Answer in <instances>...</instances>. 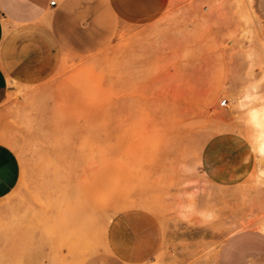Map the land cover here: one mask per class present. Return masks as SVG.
Here are the masks:
<instances>
[{"label":"rangeland","instance_id":"rangeland-1","mask_svg":"<svg viewBox=\"0 0 264 264\" xmlns=\"http://www.w3.org/2000/svg\"><path fill=\"white\" fill-rule=\"evenodd\" d=\"M76 1L57 67L12 78L0 106V264H218L226 240L264 236L245 131L264 0H168L145 24Z\"/></svg>","mask_w":264,"mask_h":264},{"label":"crops","instance_id":"crops-1","mask_svg":"<svg viewBox=\"0 0 264 264\" xmlns=\"http://www.w3.org/2000/svg\"><path fill=\"white\" fill-rule=\"evenodd\" d=\"M52 1L0 0V106L9 93L12 78L34 82L57 67L79 7L76 0H56L55 5L51 4ZM105 2L108 11L117 20L145 24L166 8L168 0ZM9 160L8 155L0 156V162L5 166ZM153 244L148 238V254L154 251ZM83 264L128 262L118 253H107L92 256ZM218 264H264V236L242 233L226 240Z\"/></svg>","mask_w":264,"mask_h":264},{"label":"bare ground","instance_id":"bare-ground-1","mask_svg":"<svg viewBox=\"0 0 264 264\" xmlns=\"http://www.w3.org/2000/svg\"><path fill=\"white\" fill-rule=\"evenodd\" d=\"M246 98L248 101L240 102L241 106H244L245 104H247L248 102H250L252 100L249 93L246 95ZM256 105L257 104H255V106L253 105L251 108L249 107V110L247 112L248 116H247V118L245 117V119L247 120V125H248L247 130H245V131H246L247 135L253 141L256 151L260 155L264 156V104H261L258 106H256ZM244 123H246V122H244ZM261 173L264 174V171H262ZM261 222H262V224H261ZM261 222H259V224H261L260 228H263L262 225L264 223H263V221H261ZM251 224H252V222H251Z\"/></svg>","mask_w":264,"mask_h":264},{"label":"built area","instance_id":"built-area-1","mask_svg":"<svg viewBox=\"0 0 264 264\" xmlns=\"http://www.w3.org/2000/svg\"><path fill=\"white\" fill-rule=\"evenodd\" d=\"M51 4H52V5H55V4H56V0H53V1L51 2Z\"/></svg>","mask_w":264,"mask_h":264}]
</instances>
